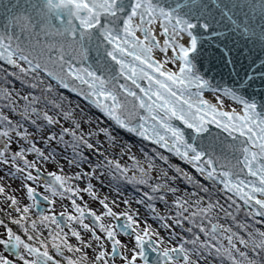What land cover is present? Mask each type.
Here are the masks:
<instances>
[{"label":"snow or ice","instance_id":"snow-or-ice-1","mask_svg":"<svg viewBox=\"0 0 264 264\" xmlns=\"http://www.w3.org/2000/svg\"><path fill=\"white\" fill-rule=\"evenodd\" d=\"M212 4L219 9V20ZM212 4L206 0H28L24 6L0 0L5 18L0 30V167L8 169L9 178L22 179V189L32 201L21 207L0 185L9 223L22 228L27 237L0 219L4 228L0 246L13 257L0 255V264H116L117 259L123 264H264V109L258 110L254 100L234 88L214 86L194 63L200 53L199 29L216 37L223 33L212 31V25L223 24L229 33L258 37L264 43V24L253 26L246 13L243 20L234 19V9L244 7L242 0L226 4L212 0ZM260 8L264 20V0ZM231 54L225 45V66L235 68V58L228 59ZM259 68L247 66L241 89L264 79V62ZM235 75L239 77V71ZM16 82L20 88L14 86ZM64 89L90 100L111 123L100 126L99 120L87 117ZM205 92L213 94L212 100ZM225 98L235 103L225 106ZM212 125L229 139L212 137ZM117 130L165 149L200 179L173 165L163 152L137 158L118 141ZM101 135L105 141L99 140ZM105 144L131 163L110 156ZM67 152L70 156L64 162L77 171L71 176L62 169L47 172L42 183L48 194L43 200L54 204L53 198L67 197L73 211L61 212L57 219L41 210L33 218L31 210L40 202L36 188L27 182L40 181L43 166L49 161L59 164L58 154ZM29 154L35 158L28 159ZM94 179L101 187L107 180L128 210L115 212L118 201L100 197L91 183ZM178 180L185 183L183 190ZM202 181L211 182V189ZM122 184L135 185L139 199H123ZM213 190L224 195L223 203L212 199ZM84 194L102 206L99 215L77 203ZM133 202L145 206L160 222L157 229L146 221L141 228L139 210L131 209ZM12 211L17 216H11ZM89 217L91 224L85 222ZM121 219L123 223L118 222ZM176 228L188 235L176 233ZM80 229L90 233L87 240ZM161 229L168 230L167 237L160 236ZM121 234L131 238V247L119 239ZM70 237L79 243L73 245Z\"/></svg>","mask_w":264,"mask_h":264},{"label":"water","instance_id":"water-1","mask_svg":"<svg viewBox=\"0 0 264 264\" xmlns=\"http://www.w3.org/2000/svg\"><path fill=\"white\" fill-rule=\"evenodd\" d=\"M11 3L20 4L26 6L28 0H10ZM182 2V0H181ZM207 3L212 4V0H206ZM244 7L234 9L235 16L234 19L243 20L244 14L246 13L248 18L252 21L253 26H257L260 24H264V20H261L260 17L262 15V10L260 8L261 0H242ZM221 4L230 3V0H220ZM249 5H254L255 7H249ZM212 11L216 15L219 20V9L215 4H212ZM5 23V18L2 13H0V30H3V25ZM224 23H229L227 19H225ZM231 27V25H229ZM257 32L259 28H256ZM212 31L223 33V35H218L213 37L211 35V31L206 32L203 29L198 30V34L201 36L200 41V53L194 60V63L197 65V70L203 75L206 79H209L214 86L221 87H231L241 92L245 96V98L254 100L258 105V110L264 109V79L257 78L254 83L251 84L250 87L245 89L240 88V80L244 78V73L247 66L254 64L257 71L260 70L259 65L264 62V43H262L258 37H254L252 39H247L241 37L239 33H229L228 29L224 27L223 24H213ZM163 38L161 37V40ZM227 45L232 49V54L228 59L235 58L237 64L235 68L232 64H228L225 66L224 57L222 53H224V46ZM171 55V52L168 53ZM94 55V53H93ZM157 59L161 58V53L158 51L155 53ZM239 71L240 76L237 77L235 72ZM63 93L77 99L82 102L88 108H90L95 114L103 118L107 123H111L106 120L103 114L92 105L90 100L85 99L83 96H79L76 93L71 92L70 90H62ZM138 91V90H137ZM213 94L210 92H205V97L209 100H212ZM226 101L232 102L225 98ZM214 102V101H213ZM178 126L184 127L178 121L176 122ZM125 136L133 138L143 144L149 145L157 150H160L166 155L173 157L170 153H168L165 149H159V147L153 144L149 140H145L140 136L135 135L134 133H129L124 130H117ZM188 129L185 128L186 134L188 133ZM211 134L212 137H219L220 140H228L227 134L224 133L221 129H217L215 125L211 126ZM179 164L184 166L186 169L190 170L195 174V176L200 179L199 175L195 173L193 169H191L186 163L179 160V158L173 157ZM40 179L42 182L46 179L47 173L40 172ZM208 185H211V182L202 181ZM36 198L40 202L39 207L35 209V211L39 214L41 210L44 211V207L42 205H49L47 201L43 200V196H41L38 192H36ZM57 219H61L60 215H56ZM90 222L91 218H87ZM259 219V218H257ZM119 223H123V219L118 221ZM154 253H150V256L154 257Z\"/></svg>","mask_w":264,"mask_h":264},{"label":"rangeland","instance_id":"rangeland-1","mask_svg":"<svg viewBox=\"0 0 264 264\" xmlns=\"http://www.w3.org/2000/svg\"><path fill=\"white\" fill-rule=\"evenodd\" d=\"M169 66L172 67L171 65H169ZM2 75L3 74L0 73V76H2ZM14 86L16 88H20L21 87L18 82H16ZM64 95L67 96L71 101H73V103L75 105H79L80 108L83 109V112L86 114L87 117H90L93 120H99L100 121V126H106L107 124H109L103 118H101L100 116L95 114L90 108H88L82 102L78 101L77 99H75V98H73V97H71V96H69V95H67L65 93H64ZM224 104H225V106H227L228 104H230V102H227V101L224 100ZM64 126L67 127L69 125L65 124ZM83 127H84L85 130L88 129V125L87 124L83 125ZM30 131H31V129H30ZM116 138L118 139L119 142L128 145L131 148V150H132L131 154L135 155L139 159H143V154L144 153L152 154L155 151H160V150H157V149H155V148H153V147H151L149 145L143 144V143H141V142H139V141H137V140H135L133 138L125 136V135H123L122 133H120L118 131H116ZM105 139L106 138L103 135H101L99 137V140H101V141H105ZM40 146L43 147V148H47L48 147L47 145H43V144H41ZM104 146L109 147V149H110L109 155L110 156L115 155L116 159L121 160V156L116 154V153H113L111 151V148H110L109 145L105 144ZM16 147H17L16 145H13L12 146L13 150H16ZM53 147H55V145H53ZM86 155H87V152H86ZM65 156H70V152L63 153V154H58L57 158L60 160V163L56 164V163H54L52 161H49V162H47V164L45 166H43L41 171L44 172V173H47V172H58V171H60L62 169L65 174H67L69 176L73 175L77 171V169L75 167L70 166V165H68V164H66L64 162V157ZM167 156H169V155H167ZM169 157H170L171 163L173 165H178L181 168L186 169L184 166L179 164L173 157H171V156H169ZM34 158H35L34 154H29L28 155V159L31 160V159H34ZM92 160H93V163H95L96 158L93 157ZM121 162L122 163L127 162L129 164L131 163V161L128 160L127 156H124L122 158ZM2 168L6 169V167H0V185H3L5 187L6 194L9 195V196H15L19 200L21 207L30 204V200L26 196V191L22 189V183H23L22 179L19 178V177H17V178H9L8 175H7V171H4ZM186 170L189 171L193 176H195V174L193 172H191L188 169H186ZM171 174L172 173H170V175ZM34 175H35V172H34ZM27 183L30 186L35 187L36 191L40 192L42 195L48 194V193H46L44 187L41 185L40 181H28ZM75 183L80 188H84L85 187V183L84 182L75 181ZM91 183L95 186L97 194L100 197H105L106 195H108V196L110 195L109 197L107 196L108 199H109V202L112 201V200H117L118 201V197H117L115 191L110 190L107 180H104V186L108 187V191H107L106 195L101 193V188L102 187H101L100 183L97 180L94 179V180L91 181ZM203 183H205V182H203ZM176 184L180 187L181 190H183L184 187H185V183L182 182V181L178 180L176 182ZM208 186L211 189V185H208ZM192 190L193 189L189 186L188 187V191L191 192ZM213 191H214V195L212 196V199L213 200L220 199L221 203H223L224 199H225L224 195L220 194V193H215V190H213ZM121 192H122V198L123 199H133V198L139 199V197L141 195V192L136 189L135 185L122 184L121 185ZM201 195H204V194L201 193ZM53 199L55 200V203L52 204V206L49 208L47 214H49V215H59L61 212H72L73 211L71 200H69L67 197H65V198L55 197ZM76 199H77V203L81 204L82 206H84L86 204L87 208H91L98 215L101 213V211H103V208L98 203V201L93 200L88 194H84L83 195V200H81L79 197H77ZM168 199L171 200L172 197L169 196ZM206 199H207V197H206ZM156 207L162 213L167 214V209L164 208L162 203H157ZM7 208H8V204L5 203V196L2 195V197H0V209L4 210L6 212V215L8 216ZM87 208L85 209L86 211H87ZM131 209L132 210H137V209L139 210L141 228L144 226V222L146 221L147 224L150 225L153 230L157 229V227H158L160 222L152 218V215L149 213L148 209L145 206L133 202L131 204ZM113 210L115 212H117V213H120V212H123L125 210H128V206L124 205L123 203H119V201H118L117 206H115L113 208ZM30 214H31V216L33 218H36L39 215L38 213H36L33 210H31ZM11 216L15 217V216H17V213L12 211L11 212ZM240 218L241 219L244 218L243 217V213H240ZM102 219H103V222L106 223V224L107 223H112V221L110 219H107V218H102ZM85 222L91 224V222L88 221V220H85ZM221 222H225V221H221ZM51 227L53 229H55V225H52ZM185 227H187V225H185ZM65 231H67V228H65ZM80 231H81V234H82L83 238L87 240L89 238V236H90V233H86L82 229H80ZM175 232L176 233H182L185 236L188 235L187 233L183 232V229H181V228H176ZM44 234H45V236H47V230H44ZM159 234H160L161 237H167L168 236V230L161 229ZM119 239H121L123 242L127 243L129 245V247L132 246L130 237H127V236H124V235L121 234V235H119ZM69 242L72 243L73 245H77L79 243L74 237H70V241ZM173 242H175V239L173 240ZM88 254H89V256L92 255V250L91 249L88 250ZM0 255H3V254L0 252ZM66 255H68V253H66ZM129 255H130V253H129ZM116 264H123V262L121 260L117 259ZM137 264H140V262L137 261Z\"/></svg>","mask_w":264,"mask_h":264},{"label":"flooded vegetation","instance_id":"flooded-vegetation-1","mask_svg":"<svg viewBox=\"0 0 264 264\" xmlns=\"http://www.w3.org/2000/svg\"><path fill=\"white\" fill-rule=\"evenodd\" d=\"M225 100V99H224ZM226 101V100H225ZM228 102V101H227ZM231 103V102H230ZM232 104V103H231ZM7 169V168H6ZM40 183L43 186L42 180L40 179ZM44 187V186H43ZM45 189V188H44ZM38 192V191H36ZM41 196H43L40 192H38ZM0 197H2V195H0ZM30 200V199H29ZM32 203V201L30 200V204ZM44 207V212H48L49 208L52 206V204L49 205H42ZM33 211H35V209H32ZM36 212V211H35ZM16 213V212H15ZM37 213V212H36ZM56 216V215H55ZM0 219H3L5 221V223L7 224L8 227H11L13 229L14 232H16L17 234H20L24 239H27V237L24 235L23 229L19 228L17 225L15 224H11L8 221V216L6 215V212L0 211ZM88 220V219H86ZM89 221V220H88ZM0 234H2L4 232V228L0 227ZM0 252L8 257L9 259H13V257L11 256V254L9 253L8 250L4 249L2 246H0ZM17 264H19V261H17Z\"/></svg>","mask_w":264,"mask_h":264},{"label":"bare ground","instance_id":"bare-ground-1","mask_svg":"<svg viewBox=\"0 0 264 264\" xmlns=\"http://www.w3.org/2000/svg\"><path fill=\"white\" fill-rule=\"evenodd\" d=\"M107 191H108V187L107 186H103L102 188H101V193L102 194H104V195H106L107 194ZM106 196H108V195H106ZM110 196V195H109ZM108 196V197H109Z\"/></svg>","mask_w":264,"mask_h":264},{"label":"trees","instance_id":"trees-1","mask_svg":"<svg viewBox=\"0 0 264 264\" xmlns=\"http://www.w3.org/2000/svg\"><path fill=\"white\" fill-rule=\"evenodd\" d=\"M2 169H3V168H2ZM3 170L8 172V169H3Z\"/></svg>","mask_w":264,"mask_h":264}]
</instances>
